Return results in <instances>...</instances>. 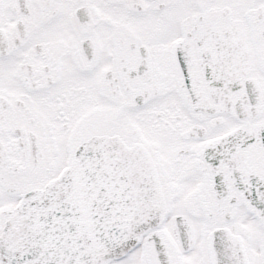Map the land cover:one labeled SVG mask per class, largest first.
I'll return each instance as SVG.
<instances>
[{
    "label": "snow or ice",
    "instance_id": "6c2138e0",
    "mask_svg": "<svg viewBox=\"0 0 264 264\" xmlns=\"http://www.w3.org/2000/svg\"><path fill=\"white\" fill-rule=\"evenodd\" d=\"M0 264H264V0H0Z\"/></svg>",
    "mask_w": 264,
    "mask_h": 264
}]
</instances>
